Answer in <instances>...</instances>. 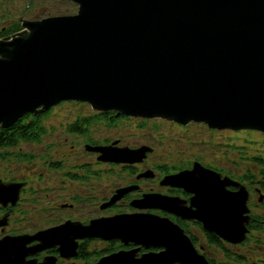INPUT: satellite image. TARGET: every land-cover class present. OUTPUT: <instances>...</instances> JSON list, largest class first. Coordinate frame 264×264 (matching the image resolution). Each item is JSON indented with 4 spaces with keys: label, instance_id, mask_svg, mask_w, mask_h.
Listing matches in <instances>:
<instances>
[{
    "label": "water",
    "instance_id": "95a60500",
    "mask_svg": "<svg viewBox=\"0 0 264 264\" xmlns=\"http://www.w3.org/2000/svg\"><path fill=\"white\" fill-rule=\"evenodd\" d=\"M72 1L78 4L74 13L25 20L23 29L0 38L1 127L25 112L75 99L116 115L264 132V0ZM115 150L114 159L131 153L140 159L151 147ZM162 183L191 192L190 203L152 192L132 204L198 220L233 243L246 238L245 184L198 160L166 174ZM87 236L160 247L140 256L138 248L120 249L93 264H211L178 222L154 212L120 213L88 224L67 220L35 234L6 235L0 264H59L56 255L41 261L27 255L56 244L70 258L77 254L76 239ZM33 240L39 243L29 246Z\"/></svg>",
    "mask_w": 264,
    "mask_h": 264
},
{
    "label": "rangeland",
    "instance_id": "374dc122",
    "mask_svg": "<svg viewBox=\"0 0 264 264\" xmlns=\"http://www.w3.org/2000/svg\"><path fill=\"white\" fill-rule=\"evenodd\" d=\"M26 0H0V27L5 25L7 18L40 17L51 13H70L75 12L77 4L71 0H33L30 6L25 7ZM96 112L88 103L76 101L63 102L60 107H56L49 113L47 119L53 123L54 127L49 130V136L43 141L48 144H38L31 149L37 154L30 159H19L10 157L4 160V165L11 169L13 175L32 173V182H28V188L24 192V201L17 208L14 214L16 223L11 226V230L21 228L22 230H36L49 226V224L58 223L68 216H76L78 219L85 218L89 214H93V210L98 204L99 197L95 193V198L87 199V195L95 192V186L102 195H109L113 189L121 186L124 182L134 179L129 171L122 165H111L102 167L108 168L107 177L98 184L86 183L83 189L76 182H68L65 180L67 164L75 163L81 158H90L89 154L84 152L82 146L80 150H75L71 146L76 141V137L66 136V124L78 115H90ZM141 117L120 120L110 128H104L107 121L103 118L99 119L91 126L93 136L103 138L109 137L110 140L119 138V143L124 142L128 145L149 144L153 150L149 152L146 165H138L137 169L152 168L146 171L154 174L155 166L159 165H186L188 161L198 160L202 163H209L218 168L229 170L234 175H241L251 170L255 174L257 169V178L261 171V165L257 164L254 158L260 156L264 158V132L254 129H216L211 128L203 122L190 124L187 128L178 125L173 121L163 118H147L145 119L146 127L138 130L142 123ZM59 142L54 145V142ZM29 151V150H28ZM84 153V154H83ZM51 155L55 159H62V169L52 170L45 169L37 171V162L41 161V156ZM36 158V159H35ZM20 160H28V167L20 165ZM191 166V165H190ZM67 171V170H66ZM125 171V172H124ZM134 173V172H133ZM148 180L142 183L147 187H155L163 189L164 186L159 184V179L155 176H149ZM245 178V177H244ZM30 180V177H27ZM140 183V182H137ZM165 189V188H164ZM251 199L253 205L257 204V213H264V200L259 201V193L251 187ZM72 196L83 198L78 201L74 208L61 207L62 202L72 201ZM28 198H33L35 203L27 206ZM261 202V203H260ZM252 205V203H251ZM253 207V209H254ZM26 210L27 213H22ZM7 219V216H6ZM192 228V227H191ZM232 258H227L225 252L214 250L215 257L219 260H227L232 264H264V230L257 229L244 243L238 245H228ZM33 256V255H32ZM42 255H40L41 257ZM34 257V256H33ZM33 257L29 258L32 259ZM227 259V260H226Z\"/></svg>",
    "mask_w": 264,
    "mask_h": 264
},
{
    "label": "flooded vegetation",
    "instance_id": "af4514ba",
    "mask_svg": "<svg viewBox=\"0 0 264 264\" xmlns=\"http://www.w3.org/2000/svg\"><path fill=\"white\" fill-rule=\"evenodd\" d=\"M31 2L33 0H30L28 2V5L25 7L30 6ZM27 4V0L25 2ZM22 15V14H21ZM18 16L17 18H7L5 21L7 22L5 25H2L0 27V37L1 36H6L9 35L19 29L22 28V22L21 20L23 19L22 17ZM38 17H27L23 19L22 21L28 20V19H37ZM18 26L17 28L12 29L13 27ZM67 101V100H66ZM63 101V102H66ZM61 102L60 104L51 107L49 110L38 113V114H26L22 116L21 119L23 123H31L32 121H35L34 124V130L29 131L27 134H24V137H22L20 140L17 141L16 144L14 145H3L0 146V184L2 185H11L13 191L10 193V197L7 199H3L0 201V239L6 235L14 236V235H21V234H35L36 232L40 230H44L56 225H59L61 223H64L67 220L70 221H80L83 224H88L92 219L95 218H100V217H108V216H113L116 214L120 213H132V212H154L160 215H169L172 217L180 218L177 215L173 213H168L165 210L159 209V208H140L132 204L135 199L142 198L146 193H152V192H160L166 195H171V196H180L181 198H184L187 200V204L190 203V197L192 196V193L189 191H186L182 187H177V186H172L169 184L162 183V180L164 176L168 173L174 172L180 168H188L191 167L190 165L193 163L188 161L186 165H159L155 166V170L153 176L155 178L159 179V184L161 186H164L163 189L160 188H155V187H147L145 186L142 182L145 180H148L150 177L149 171L147 172V169H152V168H139L137 169L138 165H146L145 161L148 159L149 152L146 151L145 156L139 157L140 159H136L138 155L135 153H131L130 156H126L128 159H122V156L120 159H114V157H118V155L115 152H118L115 150V146L117 147H129V148H139L144 145L150 146L149 144L142 143L141 145L133 146V145H128L127 143L120 144L119 143V138L110 140L109 137H103V138H98L95 135L93 136L91 132V126L96 123L95 121L91 126H90V131L88 133H78V132H70L67 130V126L69 123L73 122L77 117H75L73 120L68 121L66 124V136H64V139H68L69 135L75 136L77 139L75 142L71 143V146L74 147L75 150H80L79 146H82L84 149L83 151L88 153L90 158H81L80 160L76 161V164L73 163H68L66 166V170L63 172V174H66L65 180L68 182H76L78 186L81 185L83 189L86 188L85 184H98L100 181H102L105 177H107V171L111 170L108 168L102 169V167L105 166H111V165H122L123 167L127 168L129 171L125 172L126 174H130L131 176L134 177L133 180L124 182L119 187H116L113 189V192L110 193L109 195H102L98 192V188L93 186L95 188V192L92 194L87 195L85 198L87 199H92L95 198V193L98 195L99 200L98 204L96 205L95 209L93 210V214L87 215L85 218L78 219L76 216H68L63 218L61 221L58 223H53L49 224V226L36 229L34 230H22L21 228H15L11 230V226L16 223L14 219V214L17 213V208L22 205L24 201V192L27 190L29 187L27 184L28 182H32V173H27V174H16L13 175L11 173V169L7 167V165H4V160L10 158V157H16L19 159H30L34 156L37 157V154L31 149H34L33 147L41 144H48L47 141H43L45 137L49 136V130L51 131V128L54 127L53 123H50V119H47L49 113L52 112L56 107H60V105L63 103ZM98 112V111H96ZM94 112V113H96ZM92 113V114H94ZM86 115V114H85ZM91 115V114H90ZM105 119L107 121L106 124H104V128H110L112 125L118 123L120 120L124 119H132L135 118L134 116H125L121 115L117 117L114 115L113 112L108 111L104 113ZM142 118V117H141ZM18 119V120H19ZM146 118L140 119L142 122L138 127V130L142 131L143 129L141 127H146L145 120ZM17 120V121H18ZM16 121V122H17ZM39 121V122H36ZM15 122V123H16ZM14 123V124H15ZM176 123V122H175ZM194 122H190L188 124L182 125L180 123H177L180 126H183L184 128H187L190 124ZM13 124V125H14ZM11 125V126H13ZM39 125L43 127L42 131L39 128ZM4 127V128H9ZM59 141L56 140L54 142V145H56ZM109 147V149H104V148H97V147ZM151 147V146H150ZM29 150V151H28ZM153 150V147H152ZM151 150V151H152ZM111 151V152H110ZM115 151V152H114ZM84 154V153H83ZM36 159V158H35ZM41 161H38L37 163V171H34V173H38L37 175L39 176L40 172L39 170L42 168L45 169H52V170H59L62 169V159H55L54 156L47 155V156H41ZM28 160H20L19 164L24 165L28 167ZM204 165L211 167L221 173L222 176L228 175L231 178H233L236 181H239L243 184H245L249 190V198H248V206L250 207V218L255 216L257 220V204H255V207L253 205L251 197L252 191L250 190L251 187L254 188L257 192L259 191L258 189L261 190L263 194V199L259 200L263 202L264 200V189L259 187V184L257 183L260 178H257V169L255 170L254 177L252 178L253 182L251 183L250 179H245L241 178L240 176L242 175H234L231 171L229 170H224L221 168H218L214 165H209L205 163ZM134 172V173H133ZM247 173H243V176H245ZM27 177H30V180L27 179ZM140 182V183H137ZM8 187V188H9ZM4 188V187H3ZM2 188V189H3ZM229 189H237L236 185H229ZM7 189V188H6ZM10 190V188H9ZM259 193V192H258ZM115 197L116 199L111 201L112 198ZM259 199V197H258ZM29 201H27V206L31 207L30 203H35L36 201L33 200V198H28ZM72 201L70 202H62L59 205L61 207H68V208H74L78 201H82L83 198H79L78 196H72ZM84 201V200H83ZM109 201H111L109 203ZM260 202V203H261ZM252 203V205H251ZM254 207V209H253ZM22 213H27L26 210H22ZM7 214V219H3V215ZM182 219V218H180ZM185 221H193L190 219H182ZM250 224V223H249ZM193 225L191 224V227ZM195 227V226H194ZM204 228V227H202ZM200 229L196 230V233L194 231V234L196 235V242L195 245L199 248V251L204 253L206 257L208 258L209 262H222V260L217 259L214 255V250H221L223 252V249L220 247H215L212 244L208 243V241L205 239V229ZM256 228H257V221H256ZM257 229H255L256 231ZM209 232V231H207ZM211 234H215L213 232H210ZM217 235V234H215ZM205 236V237H204ZM218 236V235H217ZM222 242L223 246H226L228 249V245H238L240 243H233L229 242L220 236H218ZM78 245H77V254L67 258L65 256H61L59 251H58V245H52L46 248H43L36 252L35 254H29L27 255V258H36L37 261H41L46 255H56L58 257L57 262L59 264H93L97 261L100 260V258L106 254L118 251L120 249H137V254L139 255L142 252H147L150 249H147V247L140 245V244H135L133 241H129L127 243L123 242L121 239L118 238H110L106 239L101 236H87V237H81L76 239ZM39 243V240H33L32 242L29 243V246L31 245H36ZM33 247V246H32ZM217 248V249H213ZM154 249H159V248H154ZM33 255V256H32ZM40 255H42L40 257ZM212 264V263H211Z\"/></svg>",
    "mask_w": 264,
    "mask_h": 264
},
{
    "label": "trees",
    "instance_id": "16d2710c",
    "mask_svg": "<svg viewBox=\"0 0 264 264\" xmlns=\"http://www.w3.org/2000/svg\"><path fill=\"white\" fill-rule=\"evenodd\" d=\"M17 27L18 26H15L12 29L17 28ZM104 113L105 112L98 111L91 115H80L73 122L68 124L67 130L70 132L88 133L90 131V126L95 121L105 117ZM36 122H39V121H36ZM34 124H35V121H32L31 123H26V122L23 123L22 120L19 119L13 126L9 128H0V146H3V145L9 146V145L16 144L18 140L24 137V134H27L29 131L35 129ZM39 128L42 131L43 127L39 125ZM254 159L257 160V164L261 165V171L259 172L260 180H258L257 183L259 184L260 188L264 189V158L257 156ZM244 177L245 179H250L252 183L253 182L252 178L254 177V174L251 170H248L247 174ZM172 218L175 221H177L182 227L185 228L186 232L189 234L192 241L195 243L197 240L195 238L196 235L194 234V231L196 233V230H200L202 228L201 222L197 220H193L192 222L185 221L180 218L174 217L173 215H172ZM256 221H257V228H256ZM191 224L193 225L192 228H191ZM248 226L251 230V233L247 237V239H249L250 236L253 234V232H255V229L260 228L261 230H264V213H261V214L257 213V220L255 216L251 217L250 224ZM205 235L206 237L205 236L204 237L208 241V243L212 244L215 247H220L225 252L227 258H232L231 252L226 246H223L222 240L217 235L211 234L210 232H207L206 230H205ZM211 263L216 264L214 262H211ZM217 264H230V262L222 261V262H218Z\"/></svg>",
    "mask_w": 264,
    "mask_h": 264
},
{
    "label": "bare ground",
    "instance_id": "6f19581e",
    "mask_svg": "<svg viewBox=\"0 0 264 264\" xmlns=\"http://www.w3.org/2000/svg\"><path fill=\"white\" fill-rule=\"evenodd\" d=\"M204 123V122H203ZM206 124V123H205ZM237 130V129H236ZM11 191H13V189L10 187V190H6V189H2L1 188V186H0V201H2L3 199H7V198H9L10 197V193H11ZM2 192V193H1ZM6 215L7 214H4L3 215V219H5L6 218ZM185 229V228H184ZM186 231V230H185ZM206 231H208V230H206ZM209 232H211V231H209ZM214 233V232H213Z\"/></svg>",
    "mask_w": 264,
    "mask_h": 264
}]
</instances>
